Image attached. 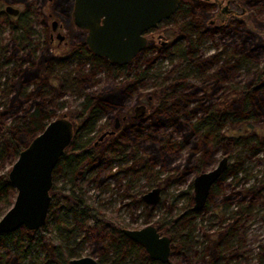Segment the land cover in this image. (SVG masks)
I'll return each instance as SVG.
<instances>
[{
    "label": "rangeland",
    "instance_id": "rangeland-1",
    "mask_svg": "<svg viewBox=\"0 0 264 264\" xmlns=\"http://www.w3.org/2000/svg\"><path fill=\"white\" fill-rule=\"evenodd\" d=\"M219 1H222V5H226V1H229L228 8L231 14L226 21H222L217 3L214 0H208L212 6H210V13L205 21L206 32L198 46L196 58H208L214 60V62L209 64L196 77L201 87L195 94L196 100L191 101L176 112L174 114L175 120L168 118L162 121V124H158L159 126L152 124L151 118L145 114L144 118H142L143 120H138V124L137 120L133 119L132 124L134 126L131 131H128L124 137H119L120 141L118 140L119 146H123V150L119 153L125 156V159L120 162L108 163L98 172L97 179L105 180L113 173L122 185L131 181L128 192L126 191L130 196L124 198V195L121 196L119 194L120 189L117 191L113 190L115 180L112 177L107 179V184L103 186L104 182L101 183L102 181L99 183L98 180L91 181L88 179L93 175L91 172L87 179L78 182V186L84 189V198L92 200L96 207L107 217L106 219L120 227H141L148 223L155 225V221L163 222V217L172 219L178 212L176 210L178 207L181 210L189 204L188 195L183 196L182 193L189 190V183L194 175L193 170L195 172L204 170L206 166L204 164L207 163L206 170H209L223 156L228 157L229 164L233 163L236 160L235 152L242 149V142L239 140L240 136L256 132L260 135L264 134L263 119L258 121L248 120L235 126L225 124L220 130H215V128H211V131L209 130L208 135L210 138L214 132L223 136L222 140L218 137V141L212 147L211 141L209 143L207 137L204 138L202 134L206 131V127L205 129L203 128L204 130H196L194 128V125L210 111L212 105L217 103L220 97L226 95L230 89L242 85L252 76L256 69L264 66V47L256 46L253 41H243L244 33L250 32L259 41L264 42V0H250L249 6H246L244 0ZM11 2L12 0H0V18L2 19H0V47L6 46L10 51L14 44L12 41L15 34L12 31L13 24L11 19L13 20L15 17L7 14L8 18H11L7 19L3 16L5 7L8 5L18 8L20 14L30 5L29 14H33V18L36 19L35 23H33L36 26L34 31L36 33L35 39L38 40V35L45 34V31L48 37L53 33V41L49 43L57 56L68 55L75 46L83 42V31L72 23L70 16H60L52 0ZM32 4L35 8L40 7L39 12H41L38 16L34 15V10L38 9H34ZM53 21H56L60 28L57 27V30L52 32L51 24ZM174 21L175 24L182 23L181 18L177 16ZM171 24L170 22L162 21L157 27L159 30L147 31V47L138 63L135 62L134 67L135 71H145L146 75L140 82L138 89L126 101L124 108L127 112L133 113L137 105H146L147 98L150 99L153 91V86L163 80L164 77L175 73L178 68L181 61L179 50L184 47L186 40L177 39L171 34ZM57 33H60L64 38L59 40L56 37ZM29 38L31 39V37ZM152 45L153 49L150 50L148 46ZM66 63L69 65L67 71L77 68L80 75H85L88 72L87 65L81 63L78 59H68ZM133 64L132 62L131 65ZM115 69L116 67L109 69L100 64L93 76V85L86 88V91L99 90L104 85L113 82V71ZM1 70H4V68ZM73 76L71 72L66 77L72 78ZM213 86L216 89H213ZM1 88L0 86V90ZM203 91L207 92L209 96L211 95V99L202 97ZM0 94L3 96V92ZM0 99L3 100L5 97L3 99L0 97ZM148 108L149 105L146 110ZM65 113V107L59 103L57 116H62ZM113 115L104 114L94 119L88 126L87 134L84 137H93L103 124L114 125ZM118 116L120 119L121 115ZM11 118H6L3 123H9L12 120ZM116 131V134H119L118 129ZM93 138L94 141H97L98 136L96 135ZM0 146V174H3L11 169L18 156L16 157L9 150L2 148V144ZM193 148L199 150V152H194ZM205 150L208 151V154L204 153ZM194 153L196 154L195 157L191 158ZM206 156V160L202 159L201 162L197 163L198 157ZM237 160L241 161L243 172L232 176V178L229 177L230 180H227L226 188L223 190V198L227 195L232 196L230 209H234L237 202L244 198V205H250V212L244 215L243 238L239 239L243 255L238 257V259H233V261L240 264H263L262 261H259L258 253L259 247L261 250L264 247V223L258 215L262 212L260 202L263 200L264 192L253 197V193L246 192V188L252 186L256 181H264V152L252 154L243 150ZM81 165L82 163L78 167H81ZM185 173L186 178H183ZM63 182H65L63 178L54 181L57 185H61ZM156 186L162 188L158 203L153 206H146L142 201L141 203V193ZM241 190L243 191L242 195L239 194ZM14 198L15 191L11 200L6 199V201H9L6 205H3L2 215L10 208ZM220 199V196L215 198L216 201ZM215 200H213V197L210 199L208 211L212 212ZM216 204L220 205V202ZM218 208L219 206L216 207V209ZM210 214L212 213L206 211L201 217H196L193 220L199 232H195V241L202 239L203 231H209L208 221ZM61 217L60 219H64L63 221L68 218ZM212 220L218 222L217 218ZM217 222L211 228L214 232L217 229ZM56 223L52 224L53 233L65 249L74 245L76 240L81 242L75 248L73 254H70L66 259L67 264H69V260L83 256L97 259L99 253L97 247H99L100 243L104 244L105 241L97 243L96 232L90 231L87 233L84 229H80L70 240H66L65 235L56 231ZM95 245L97 250L94 249ZM201 245L196 244L197 251L201 248ZM4 250L2 245H0V252ZM190 258L191 260L187 262L181 259L180 254H173L168 264H201L198 252L191 253ZM128 264L140 263L128 261Z\"/></svg>",
    "mask_w": 264,
    "mask_h": 264
},
{
    "label": "trees",
    "instance_id": "trees-1",
    "mask_svg": "<svg viewBox=\"0 0 264 264\" xmlns=\"http://www.w3.org/2000/svg\"><path fill=\"white\" fill-rule=\"evenodd\" d=\"M22 1L12 0L11 3ZM52 1L58 14L66 17L72 1ZM244 1L247 4V0ZM34 9H38L34 10V15L38 16L40 7ZM209 9L210 6L202 0H180L175 14L170 17L171 34L177 39H185L186 43L179 50L181 61L176 72L153 86L145 115L150 117L152 124L156 126L168 118L175 120L176 112L196 100L195 94L201 89L196 77L214 62L208 58H196L198 46L206 32L204 25L210 13ZM29 11L30 5L21 14L12 15L15 17L13 20L8 18L6 11H2L3 16L11 19L15 35L12 52L6 46L0 47V70L4 68L0 71V93L3 92L0 97H5L0 99V145L17 157L47 123L57 116L59 103L65 107L67 117L76 122L77 131L55 166L53 182L60 178L65 179V182L61 185L53 183L46 224L35 230L21 227L0 234V245L5 249L0 252V264H67L66 259L81 242L76 240L74 245L65 249L53 233L52 224L55 222L56 231L65 235L66 240H70L80 229L87 233L96 232L97 239L107 237L104 245L109 251L116 252L111 257L117 259V262L108 264H121L131 258L135 246L126 237L121 238L122 234L110 230L111 227L118 229L119 226L106 219L92 200L84 198V189L78 186V182L85 178L87 171L101 162L108 163L121 157L119 152L123 150V146L114 145L113 139L108 140L106 146H95L94 138L80 139V135L97 117L124 109L126 101L138 89L146 75L145 71L134 70L141 54L135 58V64L118 66L94 56L82 42L68 55L57 56L45 30V34H40L38 40L35 39L36 26L33 23L36 19ZM176 16L181 18L182 23L175 24ZM244 38L253 41L256 46L264 47V42L252 34L246 33ZM68 59H78L86 64L88 72L80 75L77 68L67 71ZM100 64L109 69L116 67L113 71L114 81L99 90L86 91V88L93 85V76ZM71 72L74 76L66 77ZM212 88L216 89L215 86ZM210 96L203 91L202 97L211 99ZM219 99L194 125L196 130L206 127L202 134L204 138L207 137L209 143L211 141L212 147L219 138L222 140L223 136L214 132L210 138L208 132L211 128L220 130L225 124L235 126L248 120L264 121V66L256 69L247 81L230 89ZM8 117H12V120L3 123ZM239 140L242 142V149L234 154L236 160L232 171L235 173L239 170L236 165H240L241 161L237 159L243 150L252 154L264 152V134L256 132L240 136ZM109 145L112 150L107 149ZM81 163V167H78ZM263 188L264 184L261 183L250 189L256 192ZM14 191L7 173L0 174V216L3 205L9 201L6 199L11 200ZM61 216L68 218L63 221ZM113 236L117 241L113 240ZM114 245L115 248L112 247ZM36 255L38 256L35 258ZM136 258L140 264L152 263L145 252L140 251Z\"/></svg>",
    "mask_w": 264,
    "mask_h": 264
},
{
    "label": "water",
    "instance_id": "water-1",
    "mask_svg": "<svg viewBox=\"0 0 264 264\" xmlns=\"http://www.w3.org/2000/svg\"><path fill=\"white\" fill-rule=\"evenodd\" d=\"M180 0H73L71 20L84 32L83 43L96 57L114 65H127L147 46L145 33L175 14ZM6 13L17 15L18 9L5 7ZM224 20L225 17L221 16ZM57 22H52L55 29ZM57 38L64 37L58 33ZM143 108V106H139ZM137 107V108H139ZM137 108L135 110H137ZM77 124L67 114L50 120L28 145L19 152L7 172L15 198L0 217V234L21 227L35 230L46 224L51 203L53 172L65 149L70 145ZM223 157L211 171L194 178V209H201L207 200L212 183L226 167ZM160 188H154L144 198L156 203ZM264 219V213H263ZM132 241L144 247L149 258L162 264L168 262L170 239L159 237L152 225L137 230H123ZM69 264H97L84 256L69 260Z\"/></svg>",
    "mask_w": 264,
    "mask_h": 264
},
{
    "label": "flooded vegetation",
    "instance_id": "flooded-vegetation-1",
    "mask_svg": "<svg viewBox=\"0 0 264 264\" xmlns=\"http://www.w3.org/2000/svg\"><path fill=\"white\" fill-rule=\"evenodd\" d=\"M71 1H72L71 7H70V10L68 11V15H67V16H70V19H71L73 0H71ZM249 1L250 0H247L246 6L250 5ZM204 2H206L209 6H212L209 4L208 0H205ZM214 2L217 3L218 9L220 10L219 14H221L222 17H225L224 20H222V19L221 20L226 21L228 19V16L231 14V12L228 8L229 1L228 2L226 1V5H222L221 4L222 1L220 2L219 0H214ZM19 12L20 11L18 9L17 15H19ZM17 15H15V16H17ZM163 21H167L169 23L170 18L165 19ZM159 24L157 25V27L159 26ZM57 27L60 28V25H58V23H57V26L55 29L52 28V32L56 31ZM157 27H155L149 31L157 30L158 29ZM246 33L251 34L250 32H245L244 37H245ZM57 34H56V37H57ZM144 35L147 38V36H146L147 32ZM82 37H83V41H84V32H83ZM53 38H54L53 33H51L49 35V42L50 43H52ZM243 41H249V40H246L245 38H243ZM147 44H148V38H147ZM86 48H87V46H86ZM148 48L150 50H152L153 45L150 47L148 46ZM143 51L141 53H139V54H141V56L143 54ZM137 56L135 58H137ZM135 58L132 61L134 64H135V62H134ZM132 62L129 63L128 65H131ZM147 100H149V98H147ZM139 106H143V108H141ZM147 106H148V101L146 102V105L145 104L137 105L134 108L133 113L127 112V110L125 108H124V110L122 109L121 112H114L113 113L114 114L113 115L114 116V125H111L108 123L103 124L97 130V133L93 136V137H95L96 135L98 136L97 141H94V145L100 146V147L106 146L105 144L107 143V141L110 139H113V140H115V141H113L114 145H117L119 147V141H120L119 137H122V136L124 137L128 131H131L132 127L134 126V124H132L133 119L137 120V124H138V120H143L142 118H144V114L146 112ZM137 107H139V108H137ZM136 108H137V110H135ZM118 115H121L120 119H119ZM117 129L119 131V134H116ZM85 134H87V130L81 133L80 139L86 138V137H84ZM93 137H89V138H93ZM107 147H108L107 148L108 150L113 149L111 145H109ZM193 149H194V152H199V150H196L195 148H193ZM204 153L208 154V152H205V151H204ZM195 155H196L195 153L192 154L191 158H194ZM223 157H226V156H223ZM206 158H207V156L206 157H198L197 163L201 162L202 159L206 160ZM226 158H227L226 167L223 170V172L220 174V176L210 186L206 203L201 209H194L193 208L195 205V200H194V194L195 193H194V187H193L194 178L201 173L213 170L219 164L221 159L219 161H217L215 166L211 167L209 170H206L208 163L204 164V166L206 165L204 167V170H200L199 172H195L193 170L194 175H193L192 181L189 183V190L182 193L183 196L188 195L189 204L186 205V208L184 207L181 210H180V207H178L176 209L178 212L174 215V217L172 219H167V218L163 217L162 218L163 222L155 221L156 226L151 224V223H148V224H144L141 227H134V228L120 227L119 226L118 229L117 228L113 229V227H111L110 230H115L114 232H118L119 234H122L121 238L126 237L128 240L132 241L131 239H129L124 234L123 230H137V229L144 228L147 225H152L156 229V232L158 233L159 237L164 236V237H168L170 239V253H169L168 262L166 264H168L170 262L171 255H173V254L174 255L180 254L181 259L188 262L191 260L190 254L196 253V252H198L200 255L199 261H201L200 262L201 264H240L239 262H234L233 259H238V257L243 255V251H242V247H240L241 243H240L239 239L243 238L242 230L244 229V225H243V222L245 221L244 215H245V213L250 212V209H249L250 205L248 204L245 206L244 201H243L244 198H242L241 200H239L237 202V205L234 206L235 207L234 209H230L232 196L227 195L225 198H223V196H224L223 190L226 188L225 185H227V183H226L227 180H230V178H232V176H236L238 173L243 172L241 163H240V165H238V164L236 165L239 170L236 173L233 172L232 169L234 167L233 165L235 162L229 164V159H228V157H226ZM122 159H125V156L122 155L118 159H112L108 163H111L114 161L120 162ZM108 163L107 162H101L97 166L93 167L92 170L87 171L85 174V178L83 180L87 179L88 178L87 176L89 174H91V172H92L93 173V175L91 176L92 180H91V177H89L88 179H90L91 181H97L98 180L99 183L102 181L101 183L104 182L102 184L104 186L105 184H107V179H110L112 177L115 180V182L113 183V190L117 191L120 189L119 194H121V196L124 195V198L130 196L127 194V192H128V188L131 185V181H129V183L126 182L124 185H122L118 182V178H116L115 177L116 175L113 173H111L105 180L97 179L98 172L101 169H103L104 166ZM82 169H84V167H82ZM126 169H125V172H126ZM183 178H186V173L184 174ZM261 183L264 184V181H262V182L256 181L255 183H253L252 186L246 188V192L253 193V195H254L253 197H256V196L262 194L264 192V188H263V190H259L256 192L254 190L250 189L251 187H254V186L261 184ZM120 187H122V188H120ZM155 188H160V192H159V195H160L162 192V188L159 186H156ZM153 189L154 188L141 193L140 202L142 201L146 206H153V205L157 204L160 198L158 199V201L156 203H153V204L148 203L146 201V199L144 198V196ZM242 192L243 191L241 190L239 194L242 195ZM232 195H234V194H232ZM219 196L221 199L216 201L215 198H217ZM212 197H213V200H215V201L213 202L214 206H213V209L211 212L210 210L208 211V207H209V201ZM219 202H220V205L216 204ZM260 204H261L260 207L262 209V212H260L258 216L261 218V221L264 223V219H263L264 195H263V200L260 202ZM217 206H219L218 209H216ZM206 211L209 213H212V214H210V219L208 221V228H210V229H209V231L208 230L203 231V236H202L201 240L195 241V236H196L195 232L197 233L198 231L196 229V225L193 223V220L196 217H199V216L201 217V215L204 214ZM213 218L218 219V222L216 221L218 225H217V229L215 232L213 229H211L215 226V223H216L214 220H212ZM171 222L173 224H171ZM169 223H170V225H169ZM114 232H113V234L115 236ZM114 236L112 237L113 240L117 241V238H115ZM96 240H97V243L104 242L107 240V237H103L100 239L98 238ZM235 242H237V243H235ZM197 243L202 244L201 248L199 249L200 251L199 250L197 251V249H196ZM115 244H117V243H115ZM132 244L135 246V248H134L133 255L128 260L129 262L130 261H137L136 256L139 255L138 252L141 251L142 253L143 252L146 253V251L142 245L137 244L134 241H132ZM112 247L115 248V245ZM97 248L99 250L98 257H97V259L93 258L97 262V264H108L110 262L111 263L117 262V259H114L111 257L116 252L109 251L108 248L103 243L102 244L100 243L99 247H97ZM97 248L95 245L94 249L97 250ZM260 250L261 249L259 247V253H258L259 261H262L264 264V247L261 251ZM147 257L152 262L151 264H162L159 261H154V260L150 259L148 254H147ZM204 257H206V258L204 259ZM128 261L121 262V264H128Z\"/></svg>",
    "mask_w": 264,
    "mask_h": 264
}]
</instances>
